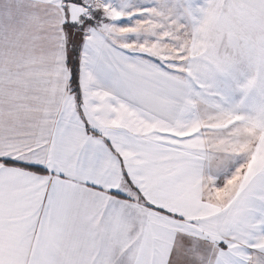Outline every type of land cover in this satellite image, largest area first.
Returning a JSON list of instances; mask_svg holds the SVG:
<instances>
[{
	"label": "snow or ice",
	"instance_id": "6c2138e0",
	"mask_svg": "<svg viewBox=\"0 0 264 264\" xmlns=\"http://www.w3.org/2000/svg\"><path fill=\"white\" fill-rule=\"evenodd\" d=\"M0 264H264V0H0Z\"/></svg>",
	"mask_w": 264,
	"mask_h": 264
}]
</instances>
